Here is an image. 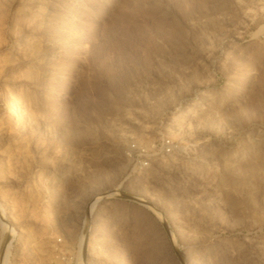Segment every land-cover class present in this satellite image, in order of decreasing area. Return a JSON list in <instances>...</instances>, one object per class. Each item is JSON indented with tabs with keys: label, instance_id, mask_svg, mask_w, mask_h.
Wrapping results in <instances>:
<instances>
[{
	"label": "rangeland",
	"instance_id": "1",
	"mask_svg": "<svg viewBox=\"0 0 264 264\" xmlns=\"http://www.w3.org/2000/svg\"><path fill=\"white\" fill-rule=\"evenodd\" d=\"M259 1L0 0V264H264Z\"/></svg>",
	"mask_w": 264,
	"mask_h": 264
},
{
	"label": "built area",
	"instance_id": "2",
	"mask_svg": "<svg viewBox=\"0 0 264 264\" xmlns=\"http://www.w3.org/2000/svg\"><path fill=\"white\" fill-rule=\"evenodd\" d=\"M259 11H260V16L262 18V21L264 23V0L259 1ZM256 39H258L261 42H264V29H261V27L257 31ZM172 150H173V145L170 141H168L164 148V151L171 152ZM126 155L129 158L135 160V164H134L135 168L142 170L150 166V161H151L150 156L151 155L148 153V150L136 143H131L128 146Z\"/></svg>",
	"mask_w": 264,
	"mask_h": 264
},
{
	"label": "bare ground",
	"instance_id": "3",
	"mask_svg": "<svg viewBox=\"0 0 264 264\" xmlns=\"http://www.w3.org/2000/svg\"><path fill=\"white\" fill-rule=\"evenodd\" d=\"M98 199H100V197H97V198H96L95 203L93 204V208H94L96 202L98 201ZM6 261H7V260H6V258H5L4 264H6Z\"/></svg>",
	"mask_w": 264,
	"mask_h": 264
}]
</instances>
